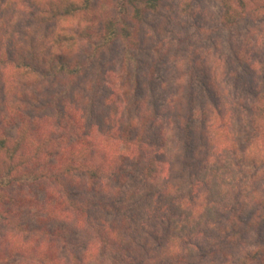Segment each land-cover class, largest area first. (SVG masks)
Instances as JSON below:
<instances>
[{
    "label": "trees",
    "instance_id": "trees-1",
    "mask_svg": "<svg viewBox=\"0 0 264 264\" xmlns=\"http://www.w3.org/2000/svg\"><path fill=\"white\" fill-rule=\"evenodd\" d=\"M217 4L206 20L232 36L201 64L207 103L196 107L178 80L160 107L138 94L136 53L137 26L162 0H0V119L17 122L13 138L0 130V227L22 228L27 212L37 224L23 226L25 240L0 235V264H110L109 246L127 264H264V243L245 247L264 232L261 111L233 107L238 76L258 81L264 67L259 37L233 28L264 30V0ZM115 45L122 98L105 97L108 109L99 78L85 77ZM97 116L101 126L87 123ZM72 227L86 241L67 254Z\"/></svg>",
    "mask_w": 264,
    "mask_h": 264
},
{
    "label": "rangeland",
    "instance_id": "rangeland-1",
    "mask_svg": "<svg viewBox=\"0 0 264 264\" xmlns=\"http://www.w3.org/2000/svg\"><path fill=\"white\" fill-rule=\"evenodd\" d=\"M218 11L219 4H217V0H162V5L158 11L149 14L145 20L137 26V37L139 35L140 38V49L136 53L140 81V86L138 87L139 95L147 96V94L151 92L157 104L160 107H164L165 100L169 96V91L176 89L175 83L181 80L184 83L183 88L186 91L192 92L194 95L196 107H203L207 103L209 92L206 91L203 84L201 64H206L204 67L209 69L213 59L212 56L217 51L215 47L217 39L221 40L224 45H226L227 40L232 36L229 31H221L214 25L208 24L206 19L215 17ZM255 26L259 27L256 21L247 20L240 23L238 27L233 28V31L234 33L235 31L239 33L237 37H241L251 30L252 36L259 37V48L263 49L264 30H261V28L256 30ZM85 43L86 42L83 40L79 48L85 46ZM225 50L226 49H223V53ZM121 55V46L115 45L113 49L102 54L100 58L90 63L88 66L85 79L88 77L99 78L100 85L97 86V92L101 99L104 98V100L100 102V107H109L110 103L105 98L108 95L112 97L115 103L121 104ZM195 64L199 65V69L196 68ZM261 71H263V73H261L258 81H253L251 76H238V80H236L237 88H234V90L237 89V91L234 93L233 107H245L246 109L248 108L247 110L249 112L253 110L252 107H260V115H255L252 118L255 125L259 124L260 132L263 133L264 103H261L262 99L260 101L255 99L258 90L264 91V67L261 68ZM252 89H254V91ZM153 99H151L150 103ZM112 107H114V105ZM121 111L122 110H120V112ZM243 113L242 115L248 116L245 111H243ZM100 117L101 116H97L92 120H87V123L95 121V123L101 126ZM239 118L240 115H238V120ZM15 121L16 119L14 117L10 119H0V130L5 136L10 138L15 136V127L17 125ZM112 122L114 123L115 121L112 120ZM49 123L56 124L54 120H50L45 124ZM97 124L95 125L97 126ZM81 125L84 126L83 123ZM51 131H53V129ZM249 132L251 131L249 130ZM259 137L261 136H258V139ZM261 139L262 138H260L258 142H260ZM263 179L264 178L259 181V184L261 186V193L264 195ZM130 181L129 185L122 186L121 188L126 187L127 189H133L132 187L141 185V179L139 178L131 179ZM30 189H32V191H26V188H24V191H26L24 193L31 196L32 201L35 202L39 197L36 196L37 192L35 191V187H31ZM92 195H94V193H91V196ZM30 213L31 212H27L22 215V224L25 227V224L29 223V225L35 228L37 224L35 223L33 214L31 215ZM108 219L110 218L106 215L105 220L108 221ZM66 224L71 226V223ZM22 228L15 230L3 225L0 227V235L8 238L9 232L12 233V235L18 233L21 239H28L32 235L29 233L30 228L27 226L26 230H21ZM70 231L71 232L66 236L69 241L65 244L68 250L67 254H69V251L71 253L72 251L74 253H79L83 250L86 236L76 227H72ZM3 242L6 244L4 239ZM257 243H264V232L262 237L259 235L252 236L245 247L253 248ZM113 249V247H107V249L101 253L100 258L109 261L110 264H127V259L122 258L121 255L113 251Z\"/></svg>",
    "mask_w": 264,
    "mask_h": 264
}]
</instances>
